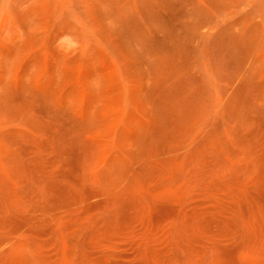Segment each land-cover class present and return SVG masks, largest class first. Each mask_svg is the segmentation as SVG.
Masks as SVG:
<instances>
[{
  "label": "rangeland",
  "instance_id": "1",
  "mask_svg": "<svg viewBox=\"0 0 264 264\" xmlns=\"http://www.w3.org/2000/svg\"><path fill=\"white\" fill-rule=\"evenodd\" d=\"M0 264H264V0H0Z\"/></svg>",
  "mask_w": 264,
  "mask_h": 264
}]
</instances>
